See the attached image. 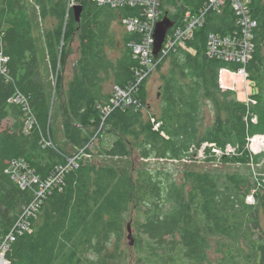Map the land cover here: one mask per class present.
<instances>
[{
    "label": "trees",
    "instance_id": "obj_1",
    "mask_svg": "<svg viewBox=\"0 0 264 264\" xmlns=\"http://www.w3.org/2000/svg\"><path fill=\"white\" fill-rule=\"evenodd\" d=\"M206 1L161 0L160 18L182 27L185 14ZM76 2L79 22L67 10L68 0H0V52L6 58L0 73V239L34 199L33 189L22 190L7 174L9 163L21 159L41 182L64 170L37 216L28 219L30 232L11 244L9 264H264V151L253 156L246 150L250 137L264 135V0H249L256 22L255 49L245 67L255 88L249 102L219 84V71L238 65L207 56L209 34L237 31L226 3L164 59L158 114L151 112L145 80L134 95L137 105L105 119L111 98L106 86L125 88L138 67L128 46L136 34L124 31L119 56L109 57L112 23L121 25L138 11ZM48 19L42 39L49 71L43 74L35 26ZM73 41L78 58L65 83L61 70ZM17 91L35 119L30 131L23 108L10 102ZM152 118L160 123L157 131ZM42 137L54 148H43ZM94 138L93 152L109 161L82 158L70 166L69 158ZM205 144L232 146L240 157L231 163H240V171L186 165ZM169 163L182 164L180 178ZM128 224L131 263L121 247Z\"/></svg>",
    "mask_w": 264,
    "mask_h": 264
},
{
    "label": "built area",
    "instance_id": "obj_2",
    "mask_svg": "<svg viewBox=\"0 0 264 264\" xmlns=\"http://www.w3.org/2000/svg\"><path fill=\"white\" fill-rule=\"evenodd\" d=\"M98 6H107L112 9L131 7L138 11L136 17L125 18L121 25L125 32L136 34L137 38L129 43L133 58L137 60L138 67L134 71V79L125 88L114 86L111 92L109 105L104 109V119L115 109L126 108L137 105L134 99L141 84L149 78L152 72L156 71L161 60L176 48H184L186 43L192 38L194 32L203 26L206 17L211 12H219L221 8L229 3L234 13L235 25L237 31L232 35L209 34L207 38V56L225 63L238 65L236 70L223 68L219 71V84L223 90L237 92L236 85H244L246 102H249V96L255 93L254 83L249 80L245 69L246 64L252 59L254 53V30L256 22L251 17L249 0H207L202 8L196 13L187 12L184 17V25L172 29L167 34L161 51L157 57L153 56V47L155 43V29L157 23L161 21V0H91ZM79 5L75 0H68L67 10L73 9ZM6 58L0 52V73L5 74L3 68ZM226 78L227 82L224 80ZM11 103L23 108L26 116V130L34 126L35 119L25 97L16 92L10 100ZM254 103V102H252ZM153 130L157 131L160 123L154 118L151 119ZM97 139L82 147L74 157L69 158V165L75 166L76 161L86 158L95 148ZM41 145L43 148H54L53 142L49 137H42ZM246 150L250 155H258L264 151V135L253 136L247 140ZM226 151V150H225ZM235 154L233 147L227 150ZM62 172L54 175L50 180L41 182L29 167L21 160L15 159L8 165L7 174L23 190L33 189V202L22 207L20 218L14 224L12 230L0 239V264H9L6 254L11 244L15 241L22 231L30 232L29 218L37 216L45 192L57 186V181L63 176ZM252 202V197H249Z\"/></svg>",
    "mask_w": 264,
    "mask_h": 264
},
{
    "label": "rangeland",
    "instance_id": "obj_3",
    "mask_svg": "<svg viewBox=\"0 0 264 264\" xmlns=\"http://www.w3.org/2000/svg\"><path fill=\"white\" fill-rule=\"evenodd\" d=\"M75 2H76V0H75ZM112 24H113L112 25V30H113L112 31L113 41L112 42L113 43L107 48V51H108L109 57L111 59H115L120 54L119 50L121 49L120 46L122 45L121 36L124 32V29H123L122 25L118 24L117 22H114ZM35 27H36L35 28V34L38 38L39 57H40V60L42 63V73L46 74V73H48L49 68H48L47 55H46V52L44 49V42L42 39V33L45 29H48L51 27L50 20L48 19L44 23L38 22V24ZM70 50L71 51L68 54L67 63L65 65L64 69L61 70V74L63 76L65 83L68 81L69 76L72 73V71H70L69 65H71L72 61H76V59L78 58V43L73 41L71 43ZM162 63L164 64V59L161 60L159 65H161ZM167 71H168V63H165L164 65H162L160 70L152 72L151 75L149 76V78L147 79V82H146L147 101H148V104L151 108L152 113L158 114L159 106H160L159 96H158L159 87L161 84L160 76L163 73H166ZM50 76H51V78H53V81H55V75H53V76L50 75ZM224 80L227 82L226 78ZM106 90L111 93L112 92V86L107 85ZM243 90H245V89L243 88ZM205 114L207 117V121L211 122V116H210V112L208 109H207ZM59 137H60V135H59ZM59 143L62 146L64 145L63 140L60 138H59ZM231 147L232 146H230V145L220 147V146L215 145V144H212V145H206L205 144L202 147H200V149L196 153V156H194V158H192L191 161L185 162V164L193 166L197 169H207V170L218 169V170H222L223 172H228V173L234 172L236 170L240 171V168H242L241 167L242 165H240V163H238V162L231 163L232 157L233 158H239L240 157V155H238V153L232 154V153H229L227 151ZM85 159L93 161L95 164H103V163H107V161H109L107 159H103L102 157H99L98 155L95 154V152L88 154V156H86ZM128 162L130 163V165H133L135 163V158H133V159H132V157L129 158ZM168 166L169 167L171 166V168L175 172H177V178H180V174L178 172L180 171L182 164L169 163ZM241 170L244 171V169H241ZM249 170L252 172L253 168L250 167ZM127 237H128V232H125L124 241L121 244V247L127 254H129L127 250L131 249L132 246H129V240L127 239ZM211 244H213V240H211ZM129 251L131 253V250H129ZM131 256L132 255H130L128 257L129 263H131L132 260L134 259L133 257L131 259Z\"/></svg>",
    "mask_w": 264,
    "mask_h": 264
},
{
    "label": "water",
    "instance_id": "obj_4",
    "mask_svg": "<svg viewBox=\"0 0 264 264\" xmlns=\"http://www.w3.org/2000/svg\"><path fill=\"white\" fill-rule=\"evenodd\" d=\"M73 14H74L75 21L79 22L80 16H81V7L79 5H75L73 7ZM173 26H174V23L167 16H164L162 20L157 23L155 34H154V38H155V43L153 47L154 57L158 56L159 52L162 49V46L164 44L165 38L169 30H171ZM127 232H128L127 239L129 240V246H133L130 224L127 225Z\"/></svg>",
    "mask_w": 264,
    "mask_h": 264
},
{
    "label": "crops",
    "instance_id": "obj_5",
    "mask_svg": "<svg viewBox=\"0 0 264 264\" xmlns=\"http://www.w3.org/2000/svg\"><path fill=\"white\" fill-rule=\"evenodd\" d=\"M47 59H48V57H47ZM73 62H74V61H72L71 65H69V66H70V71H72V64H73ZM70 76H71V75H70ZM70 76H69V79H70ZM69 79H68V80H69ZM236 88H237V93H236V95H237L238 99L241 100V101H243V100L245 99V93L243 92V91H244V90H243L244 85H243L242 83H238V84L236 85Z\"/></svg>",
    "mask_w": 264,
    "mask_h": 264
},
{
    "label": "bare ground",
    "instance_id": "obj_6",
    "mask_svg": "<svg viewBox=\"0 0 264 264\" xmlns=\"http://www.w3.org/2000/svg\"><path fill=\"white\" fill-rule=\"evenodd\" d=\"M135 60V59H134Z\"/></svg>",
    "mask_w": 264,
    "mask_h": 264
}]
</instances>
